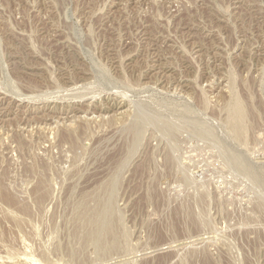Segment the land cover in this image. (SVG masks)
Segmentation results:
<instances>
[{"label":"rangeland","instance_id":"1","mask_svg":"<svg viewBox=\"0 0 264 264\" xmlns=\"http://www.w3.org/2000/svg\"><path fill=\"white\" fill-rule=\"evenodd\" d=\"M0 196V264H264V0H0Z\"/></svg>","mask_w":264,"mask_h":264},{"label":"bare ground","instance_id":"2","mask_svg":"<svg viewBox=\"0 0 264 264\" xmlns=\"http://www.w3.org/2000/svg\"><path fill=\"white\" fill-rule=\"evenodd\" d=\"M4 190V189H3ZM5 192L7 193V194H9L8 192H7V190L5 189ZM2 199L4 198V197H2V196H0ZM15 200V199H14ZM43 200V199H42ZM20 203V202H19ZM22 204V203H21ZM205 264H212V262L210 261V260H206L205 261Z\"/></svg>","mask_w":264,"mask_h":264}]
</instances>
